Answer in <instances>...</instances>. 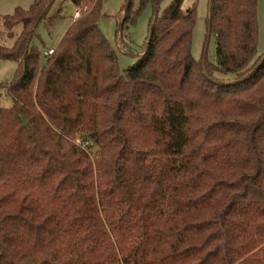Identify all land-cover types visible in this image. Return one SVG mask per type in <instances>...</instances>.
I'll use <instances>...</instances> for the list:
<instances>
[{
	"label": "trees",
	"instance_id": "obj_1",
	"mask_svg": "<svg viewBox=\"0 0 264 264\" xmlns=\"http://www.w3.org/2000/svg\"><path fill=\"white\" fill-rule=\"evenodd\" d=\"M54 1L2 17L0 58L17 69L0 82V264H264L258 0H208L198 58L195 2L125 0L115 40L137 58L122 71L103 0H72L79 14L41 62L33 39L60 16Z\"/></svg>",
	"mask_w": 264,
	"mask_h": 264
},
{
	"label": "rangeland",
	"instance_id": "obj_2",
	"mask_svg": "<svg viewBox=\"0 0 264 264\" xmlns=\"http://www.w3.org/2000/svg\"><path fill=\"white\" fill-rule=\"evenodd\" d=\"M171 0H162L161 8L165 7ZM208 0H184L183 7H187L192 2L196 3V20L192 31V55L198 58L201 54L203 42L205 39L206 26L205 16L207 13ZM31 0H0V44L10 45L12 38L6 37L3 30L2 17L6 14H11L18 6L27 8ZM125 0H103L102 12L98 18V25L107 37L109 42L116 50L118 57V65L121 71L128 65L132 64L137 56L129 54L125 46L115 40L116 30V15L122 7ZM76 5L72 0H55L52 4L49 15H53L60 8V16L50 25L47 20H43L38 28L39 37L33 39V43L41 51L44 48L54 47L62 36L65 28L72 20ZM77 8V7H76ZM151 13L150 5H147L139 14L136 21L129 26L125 41L133 45L134 49H138L143 45L147 31L148 21ZM74 17V16H73ZM257 20H258V42L256 54L264 52V0L257 2ZM19 29V25L15 27ZM215 36L211 35L208 40V55L210 60L215 61ZM44 55L41 52V62L44 60ZM17 69V62L12 59L0 58V82L5 83L9 81L15 74ZM229 76V75H227ZM11 103V98L7 95L6 86L0 87V106H8ZM92 155H94L93 151Z\"/></svg>",
	"mask_w": 264,
	"mask_h": 264
},
{
	"label": "built area",
	"instance_id": "obj_3",
	"mask_svg": "<svg viewBox=\"0 0 264 264\" xmlns=\"http://www.w3.org/2000/svg\"><path fill=\"white\" fill-rule=\"evenodd\" d=\"M79 14V9L78 8H75V10H74V16H77ZM53 51V47H50V48H44L43 50H42V53L43 54H48V53H51ZM76 142L77 143H80V144H82V146H86V144H87V141H84V142H82L80 139H76Z\"/></svg>",
	"mask_w": 264,
	"mask_h": 264
},
{
	"label": "crops",
	"instance_id": "obj_4",
	"mask_svg": "<svg viewBox=\"0 0 264 264\" xmlns=\"http://www.w3.org/2000/svg\"><path fill=\"white\" fill-rule=\"evenodd\" d=\"M76 8V7H75Z\"/></svg>",
	"mask_w": 264,
	"mask_h": 264
}]
</instances>
